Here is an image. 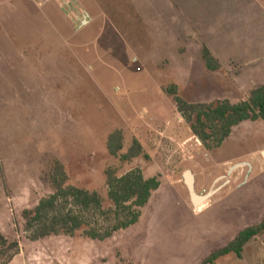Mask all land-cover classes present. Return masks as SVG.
I'll return each instance as SVG.
<instances>
[{
    "label": "rangeland",
    "instance_id": "rangeland-1",
    "mask_svg": "<svg viewBox=\"0 0 264 264\" xmlns=\"http://www.w3.org/2000/svg\"><path fill=\"white\" fill-rule=\"evenodd\" d=\"M126 4L0 0V234L19 243L9 264H201L245 227L237 221L235 232L219 234L225 222L216 215L235 222L249 211L243 202L250 197L255 201L249 205L264 202V122L242 123L221 148L208 151L165 92L177 85L185 101L238 103L250 95L239 89L237 70L199 68L189 82L187 56L159 57L149 26L138 23ZM168 44L175 54L182 45ZM115 132L124 137L118 157L108 150ZM135 139L144 154L124 162ZM55 161L64 165L68 185L98 192L107 213L113 209L107 170L122 177L139 169L147 179L159 176L162 185L138 225L105 241L84 235L116 224L115 215L97 213L87 214L88 225L73 237L32 241L23 212L55 192ZM245 162L253 169L229 174ZM188 170L198 195L217 190L199 211L185 183ZM252 242L257 247L247 245L242 258L231 254L217 264H264V234Z\"/></svg>",
    "mask_w": 264,
    "mask_h": 264
},
{
    "label": "trees",
    "instance_id": "trees-1",
    "mask_svg": "<svg viewBox=\"0 0 264 264\" xmlns=\"http://www.w3.org/2000/svg\"><path fill=\"white\" fill-rule=\"evenodd\" d=\"M203 57L207 68L216 72L222 69L221 63L204 48ZM173 97L178 111L190 124L194 135L202 142L208 151L221 148L231 137L233 129L247 121L264 122V85L254 90L247 100L231 103L228 100L216 101L210 104L190 103L178 95L177 85L165 90ZM124 149V137L121 132L111 134L108 150L112 156L118 157ZM144 154V148L138 139L133 141L129 151L121 156L124 162H131ZM108 196L113 209L107 213L103 210L104 199L98 192H90L68 185L69 176L64 165L55 161L52 167V184L55 192L43 198L33 210H25L26 231L32 241H39L51 236H75L87 226V214L101 216L115 215L117 222L109 230H98L91 227L84 230V235L90 239L105 241L121 230H127L137 225L142 217L143 209L149 204L154 192L162 185L160 177L145 178L137 169L118 177L113 169L106 172ZM264 232V222L241 231L226 247L214 251L202 264L216 262L234 253L242 256L244 247L255 237ZM19 253V243L10 242L0 234V261L9 264Z\"/></svg>",
    "mask_w": 264,
    "mask_h": 264
},
{
    "label": "crops",
    "instance_id": "crops-1",
    "mask_svg": "<svg viewBox=\"0 0 264 264\" xmlns=\"http://www.w3.org/2000/svg\"><path fill=\"white\" fill-rule=\"evenodd\" d=\"M126 2L125 7L133 10L137 22L143 26H149L147 30L156 41V49L160 52L159 57L174 58L177 54L187 56L184 71L187 73L189 82L194 81V72L199 68L202 71L206 69L210 71L203 57L204 48H207L221 63L223 70L231 68L237 70V84L244 94L251 95L254 90L264 85V0H126ZM119 8H123L121 2H119ZM168 42L182 43V45H176V54L169 53ZM188 57L193 58L189 60ZM251 166L253 169L252 164ZM253 200L255 201V198L252 196L250 200L243 202V206H248L250 209L248 212L243 211L241 216H234L235 222L231 221L226 214L216 215V218L225 222L222 225L225 229L219 234L235 232L234 227H239V222L245 224V227L239 229V233L263 223L264 202L256 199L258 204L255 202L253 206L249 205L254 202ZM233 214L234 212L232 216ZM200 215L199 212L192 216ZM263 234L264 232L261 235ZM259 236L246 244L239 258L243 257L247 245L257 247V243L254 244L252 241ZM231 254L234 253L226 256ZM227 263H231V260L223 262V264Z\"/></svg>",
    "mask_w": 264,
    "mask_h": 264
},
{
    "label": "water",
    "instance_id": "water-1",
    "mask_svg": "<svg viewBox=\"0 0 264 264\" xmlns=\"http://www.w3.org/2000/svg\"><path fill=\"white\" fill-rule=\"evenodd\" d=\"M243 166H248L249 168H252L250 163L245 162V163L236 164L230 169L229 174H232L236 169ZM184 179L188 187V190L190 192L191 200L195 205L196 210H199V206L204 204L206 201H208L217 192V190H213L205 196L198 195L195 187V176L190 170L185 172Z\"/></svg>",
    "mask_w": 264,
    "mask_h": 264
},
{
    "label": "flooded vegetation",
    "instance_id": "flooded-vegetation-1",
    "mask_svg": "<svg viewBox=\"0 0 264 264\" xmlns=\"http://www.w3.org/2000/svg\"><path fill=\"white\" fill-rule=\"evenodd\" d=\"M244 167H247V169L249 170V167H248V166H244ZM248 170H247V171H248ZM226 184H227V183H226ZM192 203H193V202H192ZM194 206H195V205H194Z\"/></svg>",
    "mask_w": 264,
    "mask_h": 264
}]
</instances>
